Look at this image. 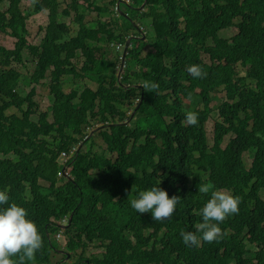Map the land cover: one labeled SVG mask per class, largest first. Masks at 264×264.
Segmentation results:
<instances>
[{
  "label": "trees",
  "instance_id": "16d2710c",
  "mask_svg": "<svg viewBox=\"0 0 264 264\" xmlns=\"http://www.w3.org/2000/svg\"><path fill=\"white\" fill-rule=\"evenodd\" d=\"M23 1L0 0V33L15 41L0 46V190L43 238L29 264L65 252L83 264L90 243L106 252L86 264H264V0H140L144 11L125 4L149 20L142 33L121 0H33L31 13ZM94 10L96 27H88ZM42 12L48 25L33 46L27 22ZM132 34L118 80L112 46ZM146 48L154 54L143 55ZM25 51L35 64L29 75L21 70ZM192 64L207 77L189 75ZM65 78L97 88L67 95ZM144 80L157 82L158 94L146 92ZM45 85L51 106L38 113L37 86ZM188 111L198 114L197 125L186 126ZM92 122L101 126L89 136ZM77 146L62 164L61 154ZM200 182L239 197V213L219 225L218 240L188 247L180 233L195 231L210 198L198 192ZM154 186L181 198L170 219L155 222L131 208L129 195Z\"/></svg>",
  "mask_w": 264,
  "mask_h": 264
},
{
  "label": "clouds",
  "instance_id": "9594fccd",
  "mask_svg": "<svg viewBox=\"0 0 264 264\" xmlns=\"http://www.w3.org/2000/svg\"><path fill=\"white\" fill-rule=\"evenodd\" d=\"M121 2L125 3L126 5L132 4L131 0L130 3H126L125 1ZM119 6L120 3L117 5V10L119 9ZM141 31H143V28L140 25H136L135 32L142 33ZM133 38H136V36H129L125 42V46L117 44L113 45L112 47L116 49V52L123 48L125 51L128 44V53L129 48H131V40ZM122 53L123 54L119 55L120 59L124 58V52ZM125 60L126 57L124 58V67ZM186 70L193 78L203 79L207 77V73L198 64L189 65ZM71 80L73 79L65 78L63 80V89L64 84ZM140 86L146 92L155 94H158V89L160 87L157 82L150 80L142 81ZM71 91H73V89ZM71 91L66 93L64 90L67 95H70ZM185 122L186 126L197 125L198 114L193 111H188L185 114ZM92 134L94 133L91 132L90 135ZM78 151L79 149L77 146L71 148L69 152H63L60 157V162H62V164L66 163L67 160L71 159L74 154L78 153ZM64 175L66 176L68 174L64 173ZM133 191H135L134 186L131 192ZM198 192L205 195L210 194V198L204 204L199 213V215L202 217V222L195 224V231H181L180 233L183 243L186 246L197 248L201 246L202 241L212 243L222 236V230L219 225L223 223L230 215L239 213L240 203L239 197L233 195L231 192L225 189L214 190L210 183L200 182L198 185ZM128 198L132 209H134L139 214L151 212L152 218L155 222L170 219L176 211V206L181 199L176 195L170 197L168 192L162 189L160 186H154L149 190L139 191L136 198H131L130 195ZM9 199L10 197L8 193L4 190H0V205H8L7 207H0V264H29V262L35 261L36 253L42 249L44 241L36 223L28 218L27 210L14 202L9 205ZM62 235L63 232H59L57 239L60 240ZM89 245L94 244L90 243ZM96 248L100 249L98 247ZM87 250L88 247L83 252L86 253ZM63 255L66 256L67 253L65 252ZM65 258L69 259L67 256Z\"/></svg>",
  "mask_w": 264,
  "mask_h": 264
},
{
  "label": "rangeland",
  "instance_id": "374dc122",
  "mask_svg": "<svg viewBox=\"0 0 264 264\" xmlns=\"http://www.w3.org/2000/svg\"><path fill=\"white\" fill-rule=\"evenodd\" d=\"M63 1V0H60ZM98 3L100 2V4L103 5H108V0H97ZM121 1H125L126 3H130V0H121ZM80 2L82 3L83 0H80ZM33 0H24L23 3L21 4V9L24 12H33ZM124 6H122L123 9H126L127 13L130 15V17L134 16L136 17L137 24L141 25H146V27H148L150 25V22L148 19H144V20H140V16L138 15V11L136 10H129L127 7H125V3H123ZM142 5L140 0H132V6L135 8H139ZM6 7V6H5ZM7 8V7H6ZM110 10H112V7H109ZM140 10L146 9V5L144 4L142 7L139 8ZM117 11V10H116ZM118 12V11H117ZM86 14H89L88 12H86ZM103 15L98 16V19L108 22L110 20V16H108L109 14H104ZM91 15V14H90ZM98 15V12L96 10H94L93 14L91 16H87L86 18V23L88 25V27H96L95 26V22H96V16ZM48 12H42L39 14H34L31 15L28 22H27V27L29 30V35L27 37V41L29 42V44L33 45V46H38L42 40V38L44 37V28L48 25ZM141 19H143V17H141ZM66 21L67 24H69L70 19H64ZM143 32V31H141ZM134 33V32H132ZM223 36V35H222ZM224 37V36H223ZM15 44V41H13V39H6L4 38V35L2 33H0V46L2 47H13ZM116 50V49H115ZM122 52H124V48L121 50H118L119 55L123 54ZM154 50H152L151 48H146L143 52V55L147 56L148 54H154ZM118 55V56H119ZM24 60H25V68H22L21 70L23 71V73L25 75H29L32 71H34L35 68V64L34 62L31 60V57L29 55V52L25 51L24 52ZM204 60L208 61V57L204 56ZM83 62H84V58L78 54L77 58L74 60V64L76 66V68L78 70H80V68L83 66ZM123 68H124V58L120 59V71L117 74V78L118 80H121L122 78V73H123ZM45 82H47L46 84L49 83V79H47ZM28 83L24 84V89L25 91H28L30 89V87H28ZM85 88H90L92 90H96L97 85L94 84L93 82H91L88 79H83V78H78L75 80H71L68 81L64 84V90L66 93H69L72 89L73 90H77L78 92L83 91ZM106 88H110L109 85H106ZM218 97H223L224 94L219 93L217 95ZM214 98V97H213ZM36 101L39 104V109H38V113L40 112H45L48 111L49 107L51 106V96H50V88L45 85V87L43 86H37V96H36ZM217 102H214L211 104V107L216 105ZM15 110L12 109L9 111L10 114L14 113ZM36 118V117H35ZM89 121L91 120L90 118L88 119ZM214 124V122H208L207 126L209 125V128H212V125ZM101 123H93L92 126L89 128V130L87 131V135L90 136L91 132L97 133L98 132V128H100ZM210 137V135H209ZM102 142V141H101ZM100 143V141H99ZM227 141L224 143V146L226 145ZM102 144L104 145V143L102 142ZM82 146V145H81ZM98 150L99 153L102 152V147H98L96 148ZM245 162H246V166L249 167L250 163H251V159L248 158L247 155H245L244 157ZM66 177H68V175H66ZM61 240V239H60ZM106 252V250L103 252L102 249H97L96 246L94 245H88V250L86 251V253H83V260L82 263L86 264L85 258H90V256L92 255H96V256H102L104 255ZM62 253L55 255V257L52 259V261L50 262V264H59L60 262H63V264H71L72 262H74V259L72 260H68V258H65V256ZM66 259V260H65Z\"/></svg>",
  "mask_w": 264,
  "mask_h": 264
},
{
  "label": "water",
  "instance_id": "95a60500",
  "mask_svg": "<svg viewBox=\"0 0 264 264\" xmlns=\"http://www.w3.org/2000/svg\"><path fill=\"white\" fill-rule=\"evenodd\" d=\"M127 46H128V44H127ZM127 46H126V49H125V51H124V58L126 57V53H127Z\"/></svg>",
  "mask_w": 264,
  "mask_h": 264
}]
</instances>
